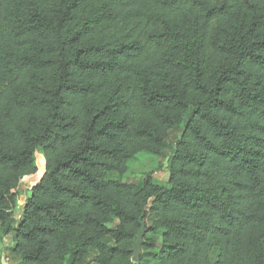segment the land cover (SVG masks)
Masks as SVG:
<instances>
[{"label":"trees","instance_id":"1","mask_svg":"<svg viewBox=\"0 0 264 264\" xmlns=\"http://www.w3.org/2000/svg\"><path fill=\"white\" fill-rule=\"evenodd\" d=\"M140 153L166 183L116 178ZM10 234L14 264H264V0H0V264Z\"/></svg>","mask_w":264,"mask_h":264},{"label":"rangeland","instance_id":"2","mask_svg":"<svg viewBox=\"0 0 264 264\" xmlns=\"http://www.w3.org/2000/svg\"><path fill=\"white\" fill-rule=\"evenodd\" d=\"M181 131L176 130L174 132H171L169 135V142L173 143L177 137L180 135ZM38 157L40 155L36 156V165L38 162ZM160 159L158 157L149 155L147 153H140L138 154L135 159L130 163L127 171L122 176H117V179H120L125 182H130L138 185L143 177L144 174L150 173L152 176L159 182L166 183L168 181V173L159 167ZM38 167V165H37ZM38 171V169H37ZM37 174V172H36ZM35 174V175H36ZM34 175V176H35ZM38 179L33 178L32 180H25L19 185L18 192L20 194H26L27 196L30 195V190H28V187L37 183ZM15 214H17L15 217H18L20 214V208L16 211ZM147 225H149V221L147 222ZM148 238L151 237V235L147 236ZM13 244L12 236L8 235L3 239V242L1 243V252L6 253L7 257L10 258V248ZM217 256V251H214L211 255V261L212 263L215 262ZM6 263L8 264H14L13 260H6Z\"/></svg>","mask_w":264,"mask_h":264},{"label":"water","instance_id":"3","mask_svg":"<svg viewBox=\"0 0 264 264\" xmlns=\"http://www.w3.org/2000/svg\"><path fill=\"white\" fill-rule=\"evenodd\" d=\"M144 232H145V227H144V225H141V228H140V230L138 232L136 241H135V243L133 244V246L131 248V252L133 253V258H132L133 262H136L137 259H138V256L140 255V248H141V245H142V242H143ZM4 259H5L4 256H1V261H2L3 264H5Z\"/></svg>","mask_w":264,"mask_h":264},{"label":"built area","instance_id":"4","mask_svg":"<svg viewBox=\"0 0 264 264\" xmlns=\"http://www.w3.org/2000/svg\"><path fill=\"white\" fill-rule=\"evenodd\" d=\"M37 155H40V157H42V158L44 159V157L42 156V154H39V153H38V154H36V156H37ZM36 156H35V159H36ZM31 177H34V176H30V177L27 176V177H24V178L20 181V184H21L23 181H25L26 178H31ZM34 185H35V184L29 186V187H28V190H31L32 187H33ZM18 189H19V187H18ZM18 189L14 190V191H12V192H16V191H18ZM26 199H27V195H26V194H20V195H18V197H17V206H18V208H20V211H21V209H22V207H23V205H24ZM6 260H8V259H4L5 263H6Z\"/></svg>","mask_w":264,"mask_h":264},{"label":"bare ground","instance_id":"5","mask_svg":"<svg viewBox=\"0 0 264 264\" xmlns=\"http://www.w3.org/2000/svg\"><path fill=\"white\" fill-rule=\"evenodd\" d=\"M33 178L37 179V178H41V170H38L37 171V174L34 176V177H31V178H26V180H32ZM38 179V181H39Z\"/></svg>","mask_w":264,"mask_h":264},{"label":"crops","instance_id":"6","mask_svg":"<svg viewBox=\"0 0 264 264\" xmlns=\"http://www.w3.org/2000/svg\"><path fill=\"white\" fill-rule=\"evenodd\" d=\"M44 174H45V172H44ZM44 174H43V176H44ZM33 176H34V175H33ZM43 176H41V178L39 179V181L42 179ZM29 177H30V176H29ZM39 181H38V182H39ZM10 235H11V234H10ZM10 235H9V236H10ZM11 236H12V235H11ZM12 247H13V244H12V246H11L10 249H12ZM1 256H4V258H5L7 255H6V253L2 252V255H1ZM2 264H3V263H2ZM5 264H8V263H5Z\"/></svg>","mask_w":264,"mask_h":264},{"label":"clouds","instance_id":"7","mask_svg":"<svg viewBox=\"0 0 264 264\" xmlns=\"http://www.w3.org/2000/svg\"><path fill=\"white\" fill-rule=\"evenodd\" d=\"M44 162H45V160H44ZM36 167H37V165H36ZM37 169H38V167H37ZM44 172H45V169H44ZM35 174H36V173H35ZM35 174H34V175H35ZM32 176H33V175H32ZM40 181H41V180H40ZM40 181H39V182H40ZM39 182L35 183V185L38 184ZM35 185H34V186H35ZM34 186H33V187H34Z\"/></svg>","mask_w":264,"mask_h":264}]
</instances>
